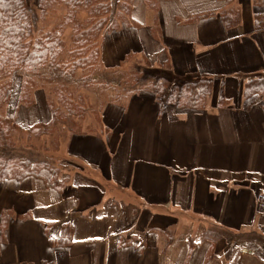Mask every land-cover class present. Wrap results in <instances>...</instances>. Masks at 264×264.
Masks as SVG:
<instances>
[{
  "label": "crops",
  "instance_id": "1",
  "mask_svg": "<svg viewBox=\"0 0 264 264\" xmlns=\"http://www.w3.org/2000/svg\"><path fill=\"white\" fill-rule=\"evenodd\" d=\"M233 4L232 28L219 13L188 21L222 0H165L152 15L172 42L144 53L179 79H210L204 109L147 89L89 101L56 153L59 182L49 169L0 182V264H264V96L245 92L264 78V7Z\"/></svg>",
  "mask_w": 264,
  "mask_h": 264
},
{
  "label": "trees",
  "instance_id": "2",
  "mask_svg": "<svg viewBox=\"0 0 264 264\" xmlns=\"http://www.w3.org/2000/svg\"><path fill=\"white\" fill-rule=\"evenodd\" d=\"M143 1L157 17L165 0ZM222 1L224 5L219 11H202L188 21L219 13L227 27L238 25L241 9L233 4L236 0ZM134 2L40 0L41 14L62 6L65 15L60 23L39 32L40 16L28 0H0V182L40 175L44 169L57 174L55 182L60 181L56 153L71 134L82 132L80 122L85 119L89 106L88 96L73 87V80L77 78L85 85L88 76L97 73L103 45L100 39L106 32L142 26L133 18ZM256 2L264 7V0ZM255 17V28L264 29V10L256 12ZM153 30L159 38L155 27ZM104 73L114 77L111 88L115 93L109 97L120 103L147 89L160 101L179 108L204 109L213 89L210 79H179L168 60L154 65L144 52L128 53L119 69L105 68ZM18 75L20 90L16 109L11 112L12 91ZM245 92L264 96V78L248 82ZM38 94L45 95L51 117L23 126L18 119L19 109L34 106Z\"/></svg>",
  "mask_w": 264,
  "mask_h": 264
},
{
  "label": "rangeland",
  "instance_id": "3",
  "mask_svg": "<svg viewBox=\"0 0 264 264\" xmlns=\"http://www.w3.org/2000/svg\"><path fill=\"white\" fill-rule=\"evenodd\" d=\"M40 0H28L29 5L32 9H34L36 12H38L40 19L38 22V28L37 30L43 31L45 29H50L54 25H56L58 22L60 23L63 19V16L65 15V9L64 7L60 6L55 8V10H51L49 13L41 14L40 12ZM116 1V0H115ZM143 0H135L134 7H133V18H135L137 21L142 23L141 27H130V28H121L120 30L113 31V32H106L104 36L100 39L102 42V48H101V64L98 66L97 73L91 74L88 76L87 84L82 85V83L79 81V79L74 78V84L73 87H75L80 92H83L85 95L88 96L89 101H95L97 105L102 101L105 102L107 99L111 100L109 95L112 94L111 91L113 89L111 88L113 79L109 77L108 74L104 73V67H107V65H110L109 70H117L119 69L121 63L125 59L128 53L130 52H147L155 53L158 49H161L165 45H170L172 42L171 39H168V37L165 36L162 27L160 29H157L156 31L162 36L160 39L155 37L154 30H153V17L152 15L154 13H151ZM217 16V15H216ZM167 14H165V26L167 29L166 22H169L170 17H168ZM156 29V27H155ZM132 30V31H131ZM67 35L69 37L70 35V29L68 30ZM122 33L120 34L119 32ZM118 32V33H117ZM117 33V34H113ZM166 35L167 31L165 32ZM163 34V35H162ZM164 37V40H163ZM167 45V46H168ZM104 50V53H103ZM103 54L105 57H103ZM153 57V56H152ZM156 59V58H153ZM47 74V75H46ZM48 72H45V75L48 76ZM80 75V73H79ZM117 78V77H115ZM101 80H105L101 84ZM20 90V75L17 76L15 80V86L13 89L12 94V100H11V112L15 111L16 109V103L19 95ZM40 95L38 99H36V104L32 107H22L19 109L18 112V119L20 123H22L24 126L29 127L34 122L39 120H49L51 117L50 110L47 106V103L45 101V95L44 94H38ZM89 104V103H88ZM94 105V104H93ZM92 108L88 106V110L90 111ZM13 110V111H12ZM97 125H95L94 128H88L85 131H88V133H95L97 131L96 129ZM95 130V131H94ZM99 137H102V135H99ZM56 162L59 164L61 163L60 155H56Z\"/></svg>",
  "mask_w": 264,
  "mask_h": 264
},
{
  "label": "built area",
  "instance_id": "4",
  "mask_svg": "<svg viewBox=\"0 0 264 264\" xmlns=\"http://www.w3.org/2000/svg\"><path fill=\"white\" fill-rule=\"evenodd\" d=\"M257 205L259 212L264 216V192H260L257 196Z\"/></svg>",
  "mask_w": 264,
  "mask_h": 264
}]
</instances>
